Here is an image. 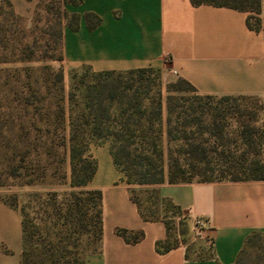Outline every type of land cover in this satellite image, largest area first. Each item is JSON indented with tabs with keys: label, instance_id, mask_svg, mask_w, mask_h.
I'll return each mask as SVG.
<instances>
[{
	"label": "trees",
	"instance_id": "1",
	"mask_svg": "<svg viewBox=\"0 0 264 264\" xmlns=\"http://www.w3.org/2000/svg\"><path fill=\"white\" fill-rule=\"evenodd\" d=\"M191 2L247 11L251 13L247 16L248 26L255 30L262 27L260 0ZM69 3L79 4L81 0H58L53 49L60 47V52L50 55L58 60H63V26L77 29L81 18L79 12L67 11ZM3 4L12 7L10 0H2L0 12ZM45 6L47 10L54 8ZM84 17L89 28L101 21L94 12H87ZM54 76L52 83L62 94L55 99L51 118L65 125V93L60 84L63 69ZM165 91L164 96L160 71L154 67L96 71L83 66L80 74L73 71L68 100L73 101L79 94L81 109L76 114L69 111V135L59 137L60 144L69 148L73 188L34 192L24 205L16 198H6L10 205L20 208L22 215L20 264H86L87 255L100 250L102 191L84 188L97 166L96 160L86 153L90 143L108 142L115 165L132 184H156L165 178L169 182L264 179V127L259 98L202 95L184 78L168 82ZM44 96L33 91L23 100L25 108L31 106L40 112L41 120L51 115L41 113ZM50 130L45 129L48 135ZM163 135L167 154L162 146ZM35 180L30 177L28 182ZM131 198L144 220L164 221L167 236L156 242L158 252H167L187 241V213L180 205L161 197L155 186L132 188ZM116 232L132 243L144 236L143 230L118 227ZM256 238L264 240V234L250 233L232 264H248L246 247Z\"/></svg>",
	"mask_w": 264,
	"mask_h": 264
},
{
	"label": "crops",
	"instance_id": "2",
	"mask_svg": "<svg viewBox=\"0 0 264 264\" xmlns=\"http://www.w3.org/2000/svg\"><path fill=\"white\" fill-rule=\"evenodd\" d=\"M17 13L30 17L39 0H10ZM2 0H0L1 4ZM81 14L79 27L63 28L65 70L90 66L96 71L154 67L164 87L184 78L199 94L251 95L262 103L264 127V26L247 24V11L191 0H81L67 4ZM101 21L89 28L85 13ZM165 105V102H164ZM164 114H166L164 107ZM166 139V135H165ZM87 155L96 171L84 186L102 191V240L86 264H232L246 238L264 234V179L132 184L114 163L108 142L90 143ZM187 213L190 232L202 219L210 245L197 255L188 241L160 253L156 242L167 236L163 220H144L131 198L132 188L152 187ZM0 188V264H20L22 215L6 201ZM143 230L137 242H127L116 228ZM189 254V256L186 255Z\"/></svg>",
	"mask_w": 264,
	"mask_h": 264
},
{
	"label": "rangeland",
	"instance_id": "3",
	"mask_svg": "<svg viewBox=\"0 0 264 264\" xmlns=\"http://www.w3.org/2000/svg\"><path fill=\"white\" fill-rule=\"evenodd\" d=\"M260 1L259 15L264 26V0ZM47 4L54 8L47 10ZM57 6L58 0H39L30 17L17 13L13 3L12 7L3 4L0 12V188L7 189L6 198H16L20 205L26 204L34 192L73 188L69 148L60 144L59 137L69 135V111L76 114L81 109V96L75 95L70 102L68 92L73 71L80 74L83 66L65 70L62 60L50 56L60 52V47L53 49L58 28ZM60 68L63 69L60 84L65 93V125L51 118L55 99L62 94L52 83ZM33 91L45 95L40 110L51 114L49 118L41 120L40 112L31 106L24 107V97ZM47 128L51 129L49 135ZM162 146L167 154L165 135ZM30 177L36 180L29 183ZM187 229L185 237L192 255L196 249H199L197 255H204V245L211 243L205 226L195 235L189 225ZM245 255L248 264L263 263L264 240L256 238L246 247Z\"/></svg>",
	"mask_w": 264,
	"mask_h": 264
},
{
	"label": "built area",
	"instance_id": "4",
	"mask_svg": "<svg viewBox=\"0 0 264 264\" xmlns=\"http://www.w3.org/2000/svg\"><path fill=\"white\" fill-rule=\"evenodd\" d=\"M204 228V221L202 219H197L196 220V229L200 233L201 229Z\"/></svg>",
	"mask_w": 264,
	"mask_h": 264
}]
</instances>
